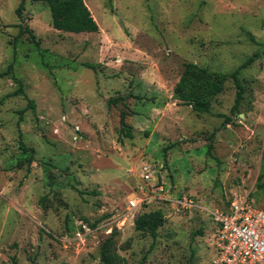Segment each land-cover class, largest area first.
Instances as JSON below:
<instances>
[{
  "label": "rangeland",
  "instance_id": "obj_1",
  "mask_svg": "<svg viewBox=\"0 0 264 264\" xmlns=\"http://www.w3.org/2000/svg\"><path fill=\"white\" fill-rule=\"evenodd\" d=\"M83 1L96 32L0 0V264H102L107 238L115 264H211V212L264 205V0ZM249 56L236 112L230 79L209 113L172 97L186 62ZM157 209L152 239L134 219Z\"/></svg>",
  "mask_w": 264,
  "mask_h": 264
},
{
  "label": "trees",
  "instance_id": "obj_2",
  "mask_svg": "<svg viewBox=\"0 0 264 264\" xmlns=\"http://www.w3.org/2000/svg\"><path fill=\"white\" fill-rule=\"evenodd\" d=\"M51 15V25L53 28L63 32H96L98 25L93 19L88 7L83 0H45ZM25 0H20L16 9L18 16H21V11L24 8ZM30 41L38 45L32 31L26 26ZM253 61V56H249L239 67L230 72L212 71L204 66L197 65L193 62H186L184 69L174 85L172 97L182 104L189 105L191 109L199 114L209 113L212 99L224 89V84L227 80H231L236 88L234 103L230 111L236 112L240 105L244 86L239 78V70L244 69ZM87 68L94 69L95 65L85 63ZM5 74V72H4ZM117 98L109 99L108 104H115ZM28 107L33 108L32 100L28 101ZM22 113V110L19 112ZM229 118L225 117V123ZM126 135L131 137L132 134L126 130ZM20 147L26 150L23 143L20 141ZM212 143L209 142L206 146L205 153L211 156ZM31 159H29L30 161ZM92 191L90 194H95ZM260 207V206H259ZM264 208V205L262 206ZM164 217L162 212L157 209L150 212H145L138 215L134 219V227L138 231L148 232L152 239L157 235V229L163 224ZM111 238H107L101 244L100 261L102 264H115V254L111 249ZM142 261L139 264H142ZM14 264H17L13 259ZM35 264V263H32ZM184 264H202L190 259Z\"/></svg>",
  "mask_w": 264,
  "mask_h": 264
},
{
  "label": "built area",
  "instance_id": "obj_3",
  "mask_svg": "<svg viewBox=\"0 0 264 264\" xmlns=\"http://www.w3.org/2000/svg\"><path fill=\"white\" fill-rule=\"evenodd\" d=\"M142 176L150 179L144 166ZM139 202L130 200V207ZM216 232L211 264H264V208L241 200L211 212Z\"/></svg>",
  "mask_w": 264,
  "mask_h": 264
}]
</instances>
